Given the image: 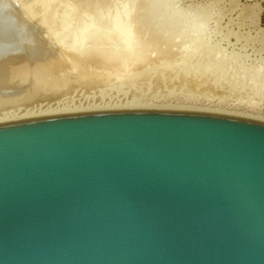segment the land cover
<instances>
[{
	"label": "water",
	"instance_id": "water-1",
	"mask_svg": "<svg viewBox=\"0 0 264 264\" xmlns=\"http://www.w3.org/2000/svg\"><path fill=\"white\" fill-rule=\"evenodd\" d=\"M65 69L0 0V110L62 97L44 82ZM0 264H264V121L98 110L1 122Z\"/></svg>",
	"mask_w": 264,
	"mask_h": 264
},
{
	"label": "rangeland",
	"instance_id": "rangeland-1",
	"mask_svg": "<svg viewBox=\"0 0 264 264\" xmlns=\"http://www.w3.org/2000/svg\"><path fill=\"white\" fill-rule=\"evenodd\" d=\"M14 1L66 62L44 82L63 96L0 117L136 103L264 121V0Z\"/></svg>",
	"mask_w": 264,
	"mask_h": 264
},
{
	"label": "bare ground",
	"instance_id": "bare-ground-1",
	"mask_svg": "<svg viewBox=\"0 0 264 264\" xmlns=\"http://www.w3.org/2000/svg\"><path fill=\"white\" fill-rule=\"evenodd\" d=\"M135 110V109H166V108H162V107H153V108H149L148 106H144V105H139L136 103H131L128 105H121V106H108V107H86V108H56V109H52V110H46V111H39V112H30V113H23V114H19L17 116H9L8 117H3V115H1L0 117V123L1 122H7V121H13V120H20V119H26V118H33V117H40V116H47V115H54V114H61V113H72V112H80V111H98V110ZM167 110H171V109H167ZM186 110V109H185ZM192 111V109H191ZM195 111V110H193ZM206 111V110H205ZM204 111V112H205ZM212 112V111H211ZM214 113H217L216 111ZM221 114V113H220ZM223 114V113H222ZM38 115V116H37ZM228 115V114H227ZM239 116V114H238ZM253 119V118H252ZM259 119V118H258Z\"/></svg>",
	"mask_w": 264,
	"mask_h": 264
}]
</instances>
